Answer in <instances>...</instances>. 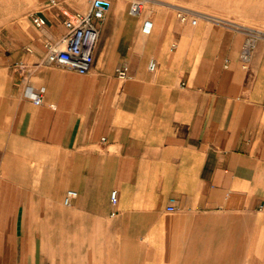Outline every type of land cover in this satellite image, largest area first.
I'll return each instance as SVG.
<instances>
[{"label": "crops", "instance_id": "obj_1", "mask_svg": "<svg viewBox=\"0 0 264 264\" xmlns=\"http://www.w3.org/2000/svg\"><path fill=\"white\" fill-rule=\"evenodd\" d=\"M91 2L0 5V264H264V0H106L89 70L46 62Z\"/></svg>", "mask_w": 264, "mask_h": 264}, {"label": "built area", "instance_id": "obj_2", "mask_svg": "<svg viewBox=\"0 0 264 264\" xmlns=\"http://www.w3.org/2000/svg\"><path fill=\"white\" fill-rule=\"evenodd\" d=\"M55 3V0H49ZM144 0H130L128 12L132 15H137L143 8ZM106 0H92L87 11H75L67 14L64 23L67 27L66 33L57 43L48 44L47 51L44 54L46 62H53L64 67L74 69L78 72H86L92 65L94 57V48L97 42L98 29L96 20L102 19L106 7ZM180 19H186L187 12L184 9L178 11ZM32 20L37 25L45 23L42 15L33 14ZM195 21V18H191ZM152 21L149 17L144 18L142 31L148 33L151 30ZM248 50L245 47L242 52V58L247 59ZM155 61L150 60L148 63L149 69H154ZM115 73L119 78L129 76L128 66L125 63L118 64L115 68ZM42 92L40 88L34 87L31 90V97L35 103L41 102ZM77 195L76 189L68 188L65 191L63 202L70 203L71 199ZM110 200L114 203L117 200V190L111 189ZM172 209V205L167 206Z\"/></svg>", "mask_w": 264, "mask_h": 264}, {"label": "rangeland", "instance_id": "obj_3", "mask_svg": "<svg viewBox=\"0 0 264 264\" xmlns=\"http://www.w3.org/2000/svg\"><path fill=\"white\" fill-rule=\"evenodd\" d=\"M10 0H0V5L7 4ZM84 2H87V0H83Z\"/></svg>", "mask_w": 264, "mask_h": 264}]
</instances>
